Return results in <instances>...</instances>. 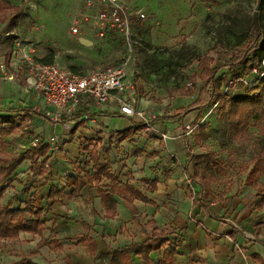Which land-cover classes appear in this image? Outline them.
<instances>
[{
    "label": "rangeland",
    "instance_id": "374dc122",
    "mask_svg": "<svg viewBox=\"0 0 264 264\" xmlns=\"http://www.w3.org/2000/svg\"><path fill=\"white\" fill-rule=\"evenodd\" d=\"M5 1L21 6L22 13L16 20L3 21L0 18V38L3 35L8 37L4 42L12 43L16 39L39 40L38 58H47L48 62L61 60L68 67L79 72L95 67L123 69L127 77L132 79L137 90L140 109L151 117L152 125L167 124L172 121L181 122L187 115L184 122L199 123L182 153L170 156L167 166L171 165V170H167L161 162L158 163L155 160L157 156L151 157L154 162L153 165L148 166L154 176L160 175L159 178L166 182V177H171L168 173L173 172L174 165L180 170L182 168L185 171L188 170V166L181 164L182 157L208 151H214L216 154L217 162L214 169L217 172V178L212 182L210 192L192 175L186 184L178 182L179 190L176 194L164 192L168 190L167 184L164 186L162 184V190L154 194L171 218H178L180 214H191L193 204L203 207V203L209 205L213 200L220 202L230 200L231 203L235 201L241 206L238 216L251 209L247 217L254 222V230L264 242V207L260 208L257 205L260 196L255 186L264 180V174L254 175L252 183H249L247 178L258 158L264 125L260 121L250 119L247 135L234 141L230 139L226 111L221 110L222 104L210 102L212 93L210 76L202 72L201 60L204 57L213 58L210 68L218 67L216 78H223L220 88L222 96L243 93L246 83L232 79L229 65L237 56L242 58L243 52L252 57L254 46L258 42V33L264 25V4L262 5L259 0H124L127 5L143 9L147 14L145 22L135 20L133 34L130 36L132 46L127 44L124 37L107 33L102 37L96 36L93 46L88 47L80 42L79 36L71 32L72 15L82 0ZM8 13L9 16L12 15ZM11 31L13 34H6ZM216 43H220L219 53L212 50ZM253 65L259 70H264V58L260 65L253 60ZM250 72H253V69ZM252 75L249 73L243 75V78L251 80ZM34 95L37 97L36 92ZM201 97H206L205 105L196 104L195 101L200 102ZM49 115L45 112L39 114V117H44V120H41L43 123L48 119L50 123L56 124L57 133L54 135L58 140L48 143L51 147L48 162L42 164L39 173L33 175L31 171L34 167L33 160H25L17 171V178L5 186L3 202L16 196L22 205L34 203L37 206H44L48 211L47 217L50 218L49 225L54 215L57 221L77 225L82 223L85 217L87 218L88 212L91 213V217L99 213L95 208V202L92 199H70L66 196L65 201L72 200L71 203L69 202L71 205L69 212L58 215L51 209V201L43 197L47 194L46 189L55 184L62 186L68 175H82V169L85 168L88 157L85 150L78 151L77 147L84 148L90 141L91 144L97 141L99 154L103 160H106L110 156L109 147L111 148V145L115 143L112 139L120 138L121 132L89 138L82 134L84 132L78 134L75 127L71 133L66 134L68 127L65 125L70 120L64 118L65 120L61 122H55L54 119L50 120ZM83 115L84 110H80L77 117L80 118L79 124L86 127L84 124L88 119H82ZM70 123L73 125V122L70 121ZM32 127L22 126L16 133L8 136L1 147L11 155H18L35 145L41 139V135L37 134L40 129L36 130L34 126ZM49 127L52 131V126ZM167 133L171 135V132ZM63 135H67L65 142L72 143L69 144L68 151L64 150ZM196 137H200L199 143L196 142ZM155 139L164 138L157 131H146L144 136L135 134L132 139H126L129 143L126 147L129 153H135L137 146L132 143L135 140L143 145L145 152L152 153ZM116 148H120L119 153L125 149L119 145ZM125 154L115 156V159L111 161L112 170L122 176V171L119 173L120 167L127 168L124 170L126 171L124 175L128 181L146 188L141 175L149 173L148 168H144L143 173H139L138 176L135 175L133 168L137 164H133L132 161L127 162ZM27 156L30 157L31 153L27 152ZM158 157L161 158V155ZM35 159L36 164L41 163L40 156ZM189 179L192 180L189 181ZM129 222L130 226L126 227V230L129 231L130 237H135L137 233H143V231L145 237L149 236L152 229L157 227L156 221L143 213L133 215ZM57 228L58 226H55L52 233L46 231L40 242L49 244L48 240L57 235ZM166 229L174 232L170 238L172 244H175L176 238L181 242L186 241L185 227L180 228L170 222ZM177 229L180 231L178 232ZM66 235V232H62L60 240H63V244L65 243L67 249L71 250L73 248L71 244L75 241H68ZM104 236L107 237L106 234ZM27 242L26 238L14 240L9 244L0 242V249L3 248L0 253L13 254L17 251L16 255L20 256L19 248H25ZM186 243L184 250L182 249L184 252L195 249L193 247L197 248L195 241ZM49 247L54 251L61 250L57 243ZM68 250L66 253L69 255ZM156 253V258L159 259L161 251ZM191 258L194 261L200 260L196 254ZM26 261L27 259L23 264H26Z\"/></svg>",
    "mask_w": 264,
    "mask_h": 264
},
{
    "label": "crops",
    "instance_id": "0c3cea01",
    "mask_svg": "<svg viewBox=\"0 0 264 264\" xmlns=\"http://www.w3.org/2000/svg\"><path fill=\"white\" fill-rule=\"evenodd\" d=\"M6 34L10 35L13 34V32L11 31L10 33L8 32ZM7 38L8 37H4V35L2 38H0V113H14L20 116L24 115L25 113H29V116H27L24 121L19 122L21 123V127L23 126L24 128H33L32 126H34L36 130L40 129L37 133L41 135L40 140L48 143L49 138L57 133L55 128L56 124L50 123L48 119L43 123L41 120H44V117H39V114L40 112L49 114L52 108L48 106L44 102L42 97L28 85V72L24 64H22L24 67H16L10 65V63L12 62L14 45L16 44L18 39L12 41V43L4 42ZM24 40L33 41L28 39ZM33 42H35L37 48L40 41L37 40ZM87 46L92 47L93 44ZM41 60L46 63H51L54 61L53 60L51 62H48L47 58H41ZM35 92L37 93V97L34 95ZM80 99L81 103L77 112L72 115L73 119L76 118L77 121L78 119H80L77 117L80 110H84V113H91L92 116L84 124V126L86 127L80 125L79 122L78 124L77 122H73V125L70 123V121L69 123H66L67 125L65 126L68 127V130H66V134L71 133L72 129L76 127L75 130L76 132H78V134H80V132H84L82 134L89 138H93L95 137V135L104 136L107 133L114 135V132H120L123 129H126L132 124L136 123L134 119L121 115L114 101H110L105 105L96 106L92 101H86L83 96H81ZM139 108L141 107L139 106ZM187 116H185V118H187ZM17 120H19V118ZM184 120L181 122L172 121L174 123L171 122L167 124L154 125L156 129L160 130L161 132H171L170 134L172 138L153 140L154 142L152 153L145 152L143 150V145L135 140L132 141V143L137 146L135 147V153H129V149L126 147L127 145H129V143L126 141V139L121 140L119 137H116V139L113 138L112 140L115 141V143L111 145V148L109 147L111 161L115 159V156H122L121 153H126L124 155L125 158H127L126 161H132L133 164H137L133 168V170L135 171V175L138 176L139 173H143L144 168H148L149 173L146 172L141 175V180L142 178L152 180L155 177L159 179L158 189L154 192H149L146 190V183H144L146 185V188H141L135 185L134 182L130 181V183L133 184L137 189L141 190L148 197L155 200L157 205L146 204L140 200H134L130 207L126 208L124 200L121 197H117V216L113 219L105 218L104 208L102 206L101 198L98 195L97 187L88 183L83 187L81 191V194L83 195L82 198H84L85 200L92 199V201L95 202L96 210L99 212L98 214H93L92 217L90 212L87 213V218L85 217L83 222H86L88 224V227L83 226V222L77 225H72L71 222L65 223L64 221H57L58 224L55 225L58 226V228L56 229L57 235L50 238L48 242L50 245H52L50 241L53 238L59 239L60 244L63 246L60 251H54L49 247V244L40 242V236L21 233L19 239H28V242L26 243L27 246L23 249L19 248L18 252L20 253V256L16 255L17 251H15V253L13 254H11V252L0 253V264H14L22 260L24 258L23 255H26V259H31L37 264H97L99 261L98 255L103 251H109L111 248L130 245L133 242H144L148 239L149 236L147 235L145 237L144 231L143 233H137V236L135 237H130L128 236L129 231L126 230V227L130 226L129 221L133 217V215H139L142 213L144 215L150 216L153 221H156L157 226L161 228L168 227L170 222L174 223L175 226L177 225L180 228H186L185 231L187 232V235L184 237L186 238V241L181 242L180 246L178 247L179 254L175 256L177 264H259L258 260L255 259L253 255H258L264 262L263 238L257 236L253 226L254 222L251 221L250 217H247L251 209L247 212H244L243 214L241 213V215L238 216V210H240L239 208L241 206L237 202L235 203V201H233L231 203L230 200L220 202L212 199L213 201L211 200L212 202L209 205L203 203V207L202 205L193 204L191 214H180L178 218H171L164 211L165 207L160 204L159 199L157 197H154V194L159 193L162 190V184L163 186L165 184L168 185V190H165V193L176 194L179 190V188H177L178 182H183L186 184L188 182V178L194 174V170L192 171L193 164L189 161V157H182V155L180 154L179 155L182 157L181 159V157L179 156V159H181V164H184V166H188V170L185 171V169L183 168L180 170L176 165L173 164V172L168 173L171 174V177H166V182L159 178L160 175L154 176L151 172V169L148 167L150 165H153L154 162L151 157L157 156L155 160H157L158 163L161 162L164 166H166L167 170H171L172 166H167L170 160V156L174 155L175 153H182L185 144L188 145L191 140L190 137L187 138L184 135V126L189 123L184 122ZM50 125L52 126V131L50 130ZM136 134H138V131L136 132ZM63 136L64 139L62 141L65 142L67 140V135ZM96 142L97 141H94V143ZM69 144L72 143L65 142V151L69 150ZM117 145L125 147V149H122L119 153L118 150L120 148H116ZM139 149H142L143 152L137 153V150ZM77 150L81 151L80 147H77ZM73 154L75 156V151ZM160 155L161 158L158 157ZM174 160L175 159H173V162L176 163V161ZM112 165L113 164H111V166ZM126 169L127 168L125 167H120L119 173L122 171L123 175L120 176L116 174L123 182L128 181L127 177H125L124 175V173H126V171L124 170ZM190 180L192 179H189V181ZM97 183L98 182H96L95 184ZM102 183H104V181L99 184ZM49 188L50 186L47 187V192ZM186 190H188L187 187ZM181 192L183 191L181 190ZM66 196L70 198L68 195H64L62 200L53 203V205L51 206V209H53V211L58 215H61L64 212H69V207L71 206L69 205V202L71 203L72 200L65 201L64 199ZM43 197H45V199H48L46 196ZM3 199L0 200V204H5L9 200L8 199L7 201L3 202ZM45 199H43V201ZM55 216L56 215H54L53 217ZM177 231L179 232L180 229H177ZM62 232L67 233L66 238L84 236L89 233L90 236L95 238L98 243V255L92 257L89 247L87 245L78 244L75 240H70L75 241V243L71 244L74 249L72 248L71 250H68L65 243L63 244L64 241L60 240V235ZM105 234L107 235V237L104 236ZM104 240L107 243H105ZM190 241H195V245L197 246V248L193 247L195 249H190L189 252H184L183 250L185 245L187 244L186 242ZM12 242H14V240H6L2 241V244H9ZM0 250L3 251V248H1ZM67 250L68 252H70L69 255L68 253H66ZM156 252L157 251L151 253V257L154 260H158L156 258ZM194 254L200 257L199 261H194L191 258ZM132 263L143 264V260L140 256L132 254Z\"/></svg>",
    "mask_w": 264,
    "mask_h": 264
},
{
    "label": "trees",
    "instance_id": "16d2710c",
    "mask_svg": "<svg viewBox=\"0 0 264 264\" xmlns=\"http://www.w3.org/2000/svg\"><path fill=\"white\" fill-rule=\"evenodd\" d=\"M263 5L264 0H259ZM12 11V12H11ZM12 14L9 16V13ZM22 13V7L13 5L5 0L0 1V15L1 20H16ZM258 42L253 49L252 57L247 56L243 52L242 58L237 56L229 68L232 79L239 81L244 74L251 73L250 71L255 67L253 60L260 65L264 58V25L262 30L258 33ZM220 43H216L212 50L219 53ZM252 49V48H251ZM202 60L203 73L209 77L212 93L210 102L222 104L221 110L226 111L227 121L230 126L229 136L231 140H237L247 135L249 128V121L257 120L264 125V78L260 76H253L249 83L245 84L244 92L233 96L221 95L220 88L223 84V78H216L218 67L210 68L212 57H204ZM229 98V99H226ZM197 105H205L207 103L206 97H201L200 102L195 101ZM228 108V109H226ZM29 113L20 116L18 114H2L0 113V200L4 198L5 186L17 178V171L19 167L30 159L34 162V167L31 169L32 174L39 173L42 164L47 163L50 158V145L43 140L38 141L35 145L30 146L24 152L18 155L9 154L1 147L4 140L21 129V123ZM19 118V120H17ZM78 126V125H77ZM143 128V124L134 123L130 127L120 131V139H132L137 131ZM202 131V130H201ZM258 158L253 168L248 173L249 183L254 182L253 178L256 174H264V134L261 137ZM196 142H200V137H196ZM87 152L88 160L85 162V168L82 169V175L71 174L68 175L66 181L62 186L51 185L46 197L53 203L62 200L64 195L70 198H82L81 191L85 185L92 184L97 187L98 195L101 198L102 206L104 208L105 218H115L118 214V200L121 197L124 200L126 208H129L134 200H140L146 204L157 205L156 201L148 197L144 192L137 189L130 181L123 182L119 179L111 168V158L108 156L103 160L98 151L97 142L94 144L88 143L84 148ZM27 152L31 156H27ZM138 153L143 152L142 149L137 150ZM149 155V154H148ZM42 158L41 163L36 164V157ZM189 161L193 164L194 174L207 189L211 190L212 182L217 178L214 166L216 164V154L214 151L206 153L190 155ZM87 166V167H86ZM168 178V176H167ZM102 184H95L96 182ZM142 181L147 184V191L154 192L158 189L159 179L157 177L152 180L142 178ZM257 192L260 196L257 205L260 208L264 207V180L255 184ZM48 211L44 206H37L34 203H22L14 196L11 197L5 204H0V242L12 241L19 239L21 233H28L42 237L46 231L53 232L54 226L57 224V217L52 220L51 225H48L50 218L47 217ZM83 226L88 227L86 222ZM173 231H169L166 227H154L144 242H133L130 245L122 247L111 248L109 251H103L98 255V243L95 238L91 237L89 233L84 236L68 237V240H75L78 244L87 245L90 249L92 257L98 255L99 261L97 264H133L132 254L140 256L143 264H177L175 256L179 254L178 247L181 244L180 239L175 240L172 244L171 235ZM178 235V233H176ZM50 243H57L60 248L59 239L53 238ZM154 251H161V257L154 260L151 253ZM24 258L15 264H23L26 260ZM258 260L259 264H264L258 255H253ZM26 264H37L31 259H27Z\"/></svg>",
    "mask_w": 264,
    "mask_h": 264
},
{
    "label": "built area",
    "instance_id": "2783aa9c",
    "mask_svg": "<svg viewBox=\"0 0 264 264\" xmlns=\"http://www.w3.org/2000/svg\"><path fill=\"white\" fill-rule=\"evenodd\" d=\"M76 8L71 18V32L91 41L96 36L116 34L124 37L131 47L130 36L133 34L135 20H147L143 9L131 7L124 0H82ZM22 64L28 72V85L52 108L49 116L55 122L67 118L78 124L80 119L77 121L72 115L77 112L81 103L80 97L83 96L86 101H92L96 106L114 101L121 115L143 124V131H138L140 136H144L146 131H157L164 139L172 138L167 132L156 129L150 122L151 117L139 108L137 90L123 69L95 67L79 72L61 60L46 63L37 57L35 42L18 39L10 65L18 67L23 66ZM251 73L264 78V70L257 67ZM239 80L246 84L251 81L243 76ZM91 116V113H84L82 119H90ZM198 124H186L184 135L191 137ZM57 140L55 135L49 138L52 143Z\"/></svg>",
    "mask_w": 264,
    "mask_h": 264
},
{
    "label": "water",
    "instance_id": "95a60500",
    "mask_svg": "<svg viewBox=\"0 0 264 264\" xmlns=\"http://www.w3.org/2000/svg\"><path fill=\"white\" fill-rule=\"evenodd\" d=\"M80 42L84 43L85 45H92L93 41H91L90 39L86 38V37H79Z\"/></svg>",
    "mask_w": 264,
    "mask_h": 264
}]
</instances>
